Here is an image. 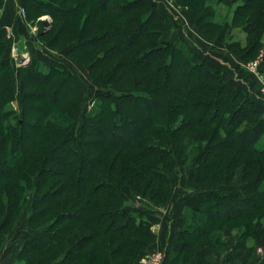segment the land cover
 I'll return each mask as SVG.
<instances>
[{"label": "trees", "instance_id": "1", "mask_svg": "<svg viewBox=\"0 0 264 264\" xmlns=\"http://www.w3.org/2000/svg\"><path fill=\"white\" fill-rule=\"evenodd\" d=\"M23 1L31 5L34 23L45 14L68 20V30L62 27L61 32L75 33L71 40L77 41L68 55L89 59L92 79L104 89L83 116L77 144L69 133L87 88L75 70L45 66L31 56L18 67L21 106L13 108L11 50H6L7 28L0 24V239L29 200V224L37 230L17 259L44 264L43 255L66 239V250L55 264L85 259L87 264H116L113 260L120 255L137 258L153 221L126 207L124 186L134 192L128 175L136 184L146 179V193L167 203L174 195L165 166L172 153L183 154L186 139L208 136L211 143L198 157L195 182L214 183L222 164L239 162L247 183L235 191L212 188L198 201L180 232L183 246L171 259L208 241L215 226L233 222H246L240 241L245 245L255 233L249 220L264 217V112L258 101L199 61L185 42L167 40L169 19L153 0H86L97 9L83 23L78 21L83 13L78 5L87 6L83 1L75 9L58 0ZM229 1L236 0H187L198 27L209 37L220 27H215L214 5ZM242 2L232 22L238 25L246 18L243 31L253 39L242 52L247 58L261 46L264 0ZM102 12L112 19L104 18L96 31L95 19ZM48 40L55 45L53 37ZM227 44L236 52L241 47L239 40ZM180 117L183 121L177 124ZM230 259L233 264L234 257Z\"/></svg>", "mask_w": 264, "mask_h": 264}, {"label": "rangeland", "instance_id": "2", "mask_svg": "<svg viewBox=\"0 0 264 264\" xmlns=\"http://www.w3.org/2000/svg\"><path fill=\"white\" fill-rule=\"evenodd\" d=\"M16 1L18 4H20V9L17 16L19 19L15 18V21L19 23V20L21 19L20 21H22L27 26V28L31 29V33L35 35L33 37V41L39 47L38 49L40 53H31L29 58L31 56L36 57L42 64L44 63L45 66L55 65L58 67L61 66L68 69H73L75 72L81 75L83 81L85 82L87 88L86 96L84 102L82 103L79 116L74 123L73 130L69 133V136L73 142L77 144L78 132L82 124L83 116L85 113H88L92 110L96 94L99 91L101 92V89L104 88H101L93 81L89 69L91 64L89 59L79 61L78 55H68V50L72 48L77 43V41L71 40V36H73L75 33L66 34L67 32L65 31L61 32L62 27H66L65 23L68 21L67 19L59 17L53 20L50 14L40 16V18H46L47 16L51 20L50 29L40 38V36H38V30L35 26L36 22L34 23L36 15L33 16L34 18L32 17V19L29 18L31 12L29 11L28 7H31V5L26 1L24 2L23 0ZM58 1L68 8L75 9L78 4H81L82 1L85 2L86 0ZM156 1L164 13H166V11L168 12L166 13L167 17L171 19L172 23H175L176 26L179 27L178 29L181 30L183 28L188 31L189 36H194V43L200 45L201 47L199 48L205 47L208 50L215 51L216 54L219 53L223 56L227 55V58L234 59L247 76H251L257 81H254L251 84L253 87L255 85L258 87V93L261 98L263 97L262 100L264 101V71L262 70L264 58L263 62L261 61L262 56H264V30L260 37L261 46L257 49L255 55L253 57L244 58L242 52L245 51L244 49L249 48L253 42V39L249 40L247 34L243 31L247 23L246 18L244 19V22H240L238 25H235L232 22L235 8L239 7V5L243 3V0H236L234 2L229 1L227 3L221 2L214 5V22L217 23L215 27H220L216 29L215 36L211 37L206 36L205 33L198 27L196 22L197 17H194L192 8L190 7L187 0ZM4 2L5 1H3V6L0 9V22L2 20L1 17L3 16L2 10L4 9ZM85 5L84 9L81 7V5H78L79 8H81L80 10L83 12L78 18V21L81 23H83V20L87 17L88 13H91L90 11L96 8L95 2L90 3V1H87L85 2ZM173 15H175V17H173ZM106 17L112 19L109 12H102V14L98 15L97 19H95L96 25H94V30L97 31L103 27L101 25V21ZM81 23H79V25ZM65 29L68 30L67 27ZM74 30L76 31V27ZM12 34L13 32L7 29L6 50H11V68L16 84V99L13 101L12 107L19 110L21 106L22 77L18 72V67L23 65L21 57H25L24 55L22 56V54L25 53L26 50L16 49V52L13 55L12 49L13 47L17 48V46H14L15 38H13L14 36ZM165 34L167 35V33ZM52 37L54 38L55 45L51 46L48 39ZM229 40L241 41V47L239 48V51L236 52L228 47L227 43ZM199 41L201 43H199ZM106 47L107 46L103 47V49ZM4 56H6V54ZM117 89L121 91H130L131 87H117ZM257 101L260 103L259 100ZM182 121L183 118L180 117L177 121V124H180ZM185 143L186 147L183 154L178 155L176 151H174L171 155L172 157L165 165L167 167L168 173L173 179V197L167 203H162L163 201H156L146 193V179L145 181L136 184L134 179L128 175V180L130 182L132 180L134 192L141 194L136 195L129 186H124L123 194L125 196V205L127 208L133 209L148 217H153L152 212L156 211L158 216L170 215L171 219L174 220V218L180 213V209L182 207L181 201L186 198L185 196H179L181 184L186 186V192L188 193L202 191V195L208 196L212 188L224 189L226 191H235L247 183L246 179L244 178V173L246 172L244 165L239 164V162H234L232 163V166H227L226 164L221 165V167L218 169V172L221 175L215 177L214 183L209 182V184H197L194 178L196 173V162L205 146L211 143V138L209 136L201 140H199L198 137L196 139L189 138L185 140ZM175 144L176 142L171 146L174 145L175 147ZM124 155L125 154H121L123 159L125 158ZM143 193H145L147 196H143ZM181 194L183 195L185 193ZM32 202V200H29L24 204L16 221L11 224L7 230H5L3 240L0 239V264H5L4 259L8 258L9 255L13 253L16 245L18 247L21 241L24 239L27 241L31 235L37 232V230L33 229L29 224V212L32 208ZM164 211H166V213H164ZM186 214L190 218V210L185 212V215ZM249 221H251V225H253V230L255 233L247 237L246 244L243 246L240 245V241L245 238L247 233L244 230L246 222L241 221L233 222L232 224H223L221 226H215L211 229V234L209 237L210 241L208 240L209 242L205 240L202 241V243L196 244V246L192 248L191 251L185 256L172 261L168 253L166 255L165 250L159 245L157 241L158 229L155 228L156 230L151 229L150 233L147 234V242H145L144 249L142 250L143 253L141 255H139L137 258L120 255L118 256V260L114 259L113 262L116 264H143L145 261H151L152 259L156 260L157 258H160L161 264H229L231 260L230 257L232 254H235L237 259L235 264H264V217L262 219H256L254 217ZM171 228L175 229V226ZM26 231L28 233H25ZM13 236H16V238ZM206 241L208 243H206ZM67 244L68 239H66L64 243H59L58 247L51 249L49 254H44L43 257L45 258L46 262L44 264H55L62 257L64 251L66 250ZM214 249L217 250V252L213 251L215 254L211 251ZM183 258L187 259L183 260ZM109 262L112 263V260H109ZM14 263L26 264L25 260H21V258L16 259ZM71 264H87V259L73 261Z\"/></svg>", "mask_w": 264, "mask_h": 264}, {"label": "crops", "instance_id": "3", "mask_svg": "<svg viewBox=\"0 0 264 264\" xmlns=\"http://www.w3.org/2000/svg\"><path fill=\"white\" fill-rule=\"evenodd\" d=\"M153 1L157 3L156 0ZM19 9H20V4H18L16 0L5 1L4 9L2 10L3 16L1 17L2 20L0 24L5 25V27L8 30H11L13 32L12 35L14 36L13 38H15L14 46H17L16 49L26 50V52L22 54V56L24 55L25 57H21V60L25 58L30 59L29 56L31 53H40L38 49L39 47L33 41V37L35 35L31 33L32 32L31 29L27 28V26L22 21H20L21 19L19 20V23L15 21V18H17L19 14L18 13ZM166 13L168 12L166 11ZM173 17H175V15H173ZM168 19H169L170 31L166 35L167 40L185 42L194 51L195 53L194 55L199 61L201 60L211 70L221 71L225 80L230 85L241 91H244L246 94L254 97L256 100H259L260 102L259 104L261 105V108L264 110V101L262 100L263 97L261 98V96L259 95L258 87L255 84H254L255 86L253 87L251 84L252 82L256 81L253 77L247 76L244 73V71L241 69L240 65L236 63L234 59L227 58L228 57L227 55L223 56L222 54L219 53L216 54L215 51L208 50L205 47L199 48L201 46L194 43L193 35L189 36L188 31H186L183 28L181 30L178 29L179 27H177L175 23H172L169 17ZM199 43L201 42L199 41ZM179 190H180L179 196H185L186 198L183 201H181L182 207L180 209V213L174 218V220L171 219L170 215L158 216V213L156 211L152 212L153 217H149L153 221L152 229L154 230H156L155 228L158 229L157 241L159 245L165 250L166 255L168 253L170 258H172L173 253L181 250L183 246V242L180 240V232L183 231V229L186 227L187 222L190 221V218L188 217L187 214L185 215V212L196 207L197 205L196 203L198 201L203 200L207 197L205 195H202L201 193L202 191L190 192V193L186 192L187 190L186 186H184L183 184H181ZM181 193H185V194L182 195ZM164 213H166V211H164ZM173 226H175V229L171 228ZM27 231L25 233H28ZM13 237L16 238V236ZM25 240L26 239L21 241L18 247L16 245L13 253L9 255L8 258L4 259L5 264H15L14 262L16 261L17 256ZM211 251L217 252V250L215 249ZM232 256L234 257L233 264H235L237 261L236 255L232 254Z\"/></svg>", "mask_w": 264, "mask_h": 264}, {"label": "water", "instance_id": "4", "mask_svg": "<svg viewBox=\"0 0 264 264\" xmlns=\"http://www.w3.org/2000/svg\"><path fill=\"white\" fill-rule=\"evenodd\" d=\"M35 26L38 30V34L43 35L44 33H46L50 27H51V20L49 17L46 16V18H39L36 23ZM27 60L26 58L22 60V64H27L29 60Z\"/></svg>", "mask_w": 264, "mask_h": 264}, {"label": "built area", "instance_id": "5", "mask_svg": "<svg viewBox=\"0 0 264 264\" xmlns=\"http://www.w3.org/2000/svg\"><path fill=\"white\" fill-rule=\"evenodd\" d=\"M3 1H6V0H3ZM15 50H16V48L13 47V49H12L13 55L16 52ZM263 58H264V56H262V60H261L262 62H263ZM26 59L29 60L28 58H26ZM143 264H161V262H160V258H157L156 260L152 259L151 261H145V262H143Z\"/></svg>", "mask_w": 264, "mask_h": 264}]
</instances>
